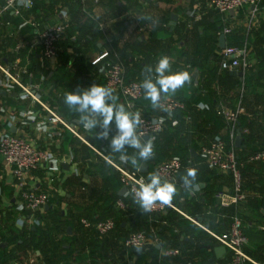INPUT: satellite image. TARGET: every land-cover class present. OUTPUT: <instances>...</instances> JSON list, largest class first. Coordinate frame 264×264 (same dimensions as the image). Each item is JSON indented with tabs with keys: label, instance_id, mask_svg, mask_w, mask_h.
Returning <instances> with one entry per match:
<instances>
[{
	"label": "crops",
	"instance_id": "obj_1",
	"mask_svg": "<svg viewBox=\"0 0 264 264\" xmlns=\"http://www.w3.org/2000/svg\"><path fill=\"white\" fill-rule=\"evenodd\" d=\"M254 7L252 10V5H244L230 12L225 20V15L205 0H34L31 8L23 9L20 15H11L9 25L0 24V64L17 75L23 85L6 83L7 75L0 69V87L4 90L0 93V131L24 136L59 160L54 169L43 162L29 174L33 185L48 187L50 192L47 204L34 214L18 206L10 171L0 165V264H207L212 256L215 259L226 256V250L216 255L214 248L220 244L204 228L206 234L185 232L175 223L171 232L165 229L158 232L162 225H168L162 217L167 211L158 216L143 213L131 196L124 193L121 195L127 206L119 226L104 235L84 228L79 218L109 215L114 195L122 188L114 170L101 173L105 156L121 161L119 153L111 152L110 138L100 139L96 135L99 128H85L80 114L65 105L64 95L93 84L105 86L103 62L91 63L103 50L125 57L128 79L142 82L144 69L154 67L164 54L172 59V71L189 70L191 83L175 94L184 98L191 109L184 116V126L174 127L178 121L172 112L154 109L144 95L139 106L164 117V128L156 139L158 146H174L178 143L175 140L178 131L183 137L181 147L187 149L184 158L189 163L169 180L178 189L174 204L185 214L201 218L200 223L210 222L213 227L203 221L207 229H225L227 220L218 213L220 205L215 193L229 191L231 178L227 172L205 163L199 149L211 138L229 136L225 120L216 113L219 106L240 108L235 135L241 138L240 146H235L239 155L264 147V0ZM171 14L176 15L172 29ZM65 15L70 18V27L55 58L46 59L38 49L18 46L36 33L31 19L51 22ZM211 24L216 28L211 29ZM225 25L231 28L225 34V44L247 41L250 47L254 66L243 71L242 78L231 70L218 68V46L201 67L189 66L181 55L182 50L195 49L204 30L215 31L218 40L217 30ZM114 94L117 103H125L120 92ZM44 105L84 139L52 117ZM192 113L197 116L194 121ZM134 151L127 149L129 155ZM158 161L154 158L140 161L139 170H143L140 172L148 178ZM126 164L132 166L130 162ZM188 168L198 170L199 187L191 193L180 180ZM243 185L247 198L238 207L239 215L243 226L254 230L251 237L246 235L244 250L264 264V230L259 227L264 224V208L259 205V199L264 198V161L245 164ZM21 220L22 225L17 223ZM134 227L148 228V242L139 252L123 245L124 237ZM40 237V243L31 242ZM174 243L181 254L164 257L163 250Z\"/></svg>",
	"mask_w": 264,
	"mask_h": 264
},
{
	"label": "built area",
	"instance_id": "obj_2",
	"mask_svg": "<svg viewBox=\"0 0 264 264\" xmlns=\"http://www.w3.org/2000/svg\"><path fill=\"white\" fill-rule=\"evenodd\" d=\"M96 1L98 0H95V2ZM205 1L212 8L222 12L225 15V20H227L229 19L230 12L244 5H252V10H255L254 6L259 0ZM33 4L34 0H32V6ZM23 9L29 8L22 6L20 0H0V24L9 25L11 19L6 15H20ZM29 22L32 26L36 27V33L33 37L26 41L24 40L18 46L38 49L40 54L46 59L55 58L58 53L59 43L62 38L66 36L70 26L69 16L65 15L51 22H42L37 19H31ZM230 29V26L225 25L220 30H217V35L221 32L226 34ZM218 55V68L220 70L240 69L245 71L254 66L250 57V47L247 41L241 44H225L223 47L219 48ZM100 61L103 62L102 68L105 76V85L114 89V92H120L125 97V106L129 111L140 112L143 124L141 128L138 129V133L143 134L142 138L147 135V138H152L154 140L164 128V117L162 115L156 116L150 114L141 106L136 105V99L143 94V89L141 87L142 82L136 79H126L125 66L117 54L111 53L108 50H103L91 60V63L95 64ZM0 69L7 75L6 83L13 81L22 85L18 81L17 75L11 74L6 68L1 66V64ZM32 97L36 98L33 94ZM165 104L168 111L158 110L171 113L177 108H186L184 101L173 96H170L165 101ZM44 106L52 117L57 118L76 135L84 139L47 105ZM216 112L225 120L229 138L214 137L208 140L200 147L199 154L210 167L217 168L230 175L231 187L229 191H217L215 193V196L219 200L220 207L225 208L232 206L234 208L231 214H226L222 211L218 212L221 217L227 219V226L224 230L213 231L207 229L203 224L198 222L195 217L182 212L175 204H173L171 208L181 212L200 227L207 230L218 244L225 246L227 251L226 256L221 259L210 260L207 264H245L246 261L259 264L244 250L247 236L242 229L241 217L237 212L239 205L247 198V193L243 185V161L239 159L234 145V137L238 131V115L240 108L236 107L232 109L219 106ZM105 158L119 171L121 186L125 187L124 194L130 193L131 188L135 185L137 180L143 179L147 181L146 176L140 172L139 168L130 166L126 163L116 162L106 156ZM0 159V165L6 166L10 171L12 183L18 197V206L31 214L41 210L48 202L50 196L49 188L36 187L33 185L30 181L29 174L43 162L48 165L50 169H54L59 160L52 152L38 147L34 141L6 130L0 131ZM244 160L246 162L264 161V147L249 152ZM187 163H189L188 160L185 159L184 161L179 156H170L156 162L153 167V172H159L164 179L172 180ZM115 205L121 210H125L127 206L123 197H118L115 201ZM166 208L167 206L157 205V207L149 213L161 212ZM79 222L84 228L94 230L99 235L107 234L116 226L115 219L112 216L96 220H91L87 216H82L79 218ZM259 227L264 230V224H261ZM147 242V232L143 229L130 231L123 239V245L129 248H140ZM180 254V247L175 245L167 246L163 250L164 257H174Z\"/></svg>",
	"mask_w": 264,
	"mask_h": 264
},
{
	"label": "clouds",
	"instance_id": "obj_3",
	"mask_svg": "<svg viewBox=\"0 0 264 264\" xmlns=\"http://www.w3.org/2000/svg\"><path fill=\"white\" fill-rule=\"evenodd\" d=\"M20 4L30 8L32 0H20ZM144 72L141 83L144 97L151 101L154 109L161 111H168L165 101L192 81L189 70L172 71V59L167 54L162 55L154 67L147 66ZM117 100L114 89L97 84L75 92L68 91L64 95L65 105L80 114V122L85 128L101 129L96 135L104 140L110 138L111 152L119 153L122 163L130 162L132 166L140 168V161L147 162L155 156L154 140L144 139L143 134L138 133L143 124L140 112L129 111L124 104L117 103ZM113 123L115 135H112ZM128 148L135 150L132 155L127 152ZM197 175L196 168H188L180 177L183 188L190 193L198 190ZM177 193L174 181L164 179L159 172H151L147 181L137 180L126 195H131L133 203L143 213H149L157 205L173 206ZM17 223L22 225L23 221ZM137 251L141 249L137 248Z\"/></svg>",
	"mask_w": 264,
	"mask_h": 264
},
{
	"label": "trees",
	"instance_id": "obj_4",
	"mask_svg": "<svg viewBox=\"0 0 264 264\" xmlns=\"http://www.w3.org/2000/svg\"><path fill=\"white\" fill-rule=\"evenodd\" d=\"M7 17H9V18H11V15H6ZM70 27V26H69ZM209 27L211 28V29H215L216 28V26H214L213 24H211V25H209ZM215 27V28H214ZM69 29V28H68ZM242 40V39H241ZM217 37H216V32L215 31H207V30H204L201 34H199V36H198V39H197V42H196V46H195V49L193 50V51H191V52H188V51H186V50H182L181 51V55H183L184 57H185V60H186V63L189 65V66H198V67H201L202 65H203V63L204 62H206L208 59H209V57L211 56V54L216 50V48H217ZM230 43V42H229ZM231 44V43H230ZM120 60L123 62V64H124V66L126 65V60H125V57H123V56H120ZM125 77H126V79H128L127 78V76H126V66H125ZM247 81V80H246ZM104 82H105V76H104ZM246 86H247V82H245L244 83ZM106 86V85H105ZM144 95V92H143V94H142V96ZM142 96L141 97H139L138 99H136V101H135V103H136V105H142L141 103H140V99L142 98ZM175 97H177V98H179V99H181L182 101H184V103L186 104V108H184V109H181V108H177V109H175L173 112H172V117H174V118H176L177 119V121H178V124H176L174 127H176V126H179V125H183L184 126V124H183V121H184V116L186 115V113L187 112H190V108L188 107V103H187V101L184 99V98H180V97H178V96H176V95H174ZM124 105H125V103H124ZM127 108V107H126ZM211 113V112H210ZM217 113V112H216ZM191 115V118H192V121H194L195 120V118L197 117L196 115H193V113L192 114H190ZM211 115H213L212 113H211ZM220 116V115H219ZM221 117V116H220ZM191 124V122L188 124V125H190ZM186 125V124H185ZM115 128V125H114V123H113V126H112V132H115L116 130L114 129ZM177 134H176V141L178 142V143H175V145L174 146H170V145H167L166 147H160V146H158L157 145V142H156V139H157V136H156V138L154 139V144H155V156L153 157L155 160H162V159H164L168 154H173V155H181V158L185 161V158H184V155H186L187 153H188V151H187V149L186 150H184L182 147H181V144H182V141H181V138H183L182 136H181V132L180 131H178V132H176ZM243 136V135H242ZM222 138H225V139H228L229 138V136L228 137H222ZM212 139V138H211ZM207 142V141H206ZM183 155H182V154ZM248 153H246L245 155H239L238 154V157H239V159L240 160H242L243 161V165H242V171L244 170V168H245V164H247V163H255V162H246L244 159H245V156L247 155ZM114 170L115 172H116V174H117V176H118V181H119V185H121V181H120V178H119V171L110 163V162H108L107 160H104V164H103V166H102V168L100 169V171H101V173H103L105 170ZM243 173V172H242ZM198 179V178H197ZM118 197H123L122 195H120V194H115L114 195V206H113V208H112V211H111V213L109 214V215H107V216H104V217H100V218H91V217H88V218H90L91 220H96V219H101V218H106V217H108V216H112L114 219H115V222H116V226L115 227H117V226H119V224H120V218H121V216L123 215V213L125 212V210H121V209H119V208H117L116 207V205H115V201H116V199L118 198ZM176 205V204H175ZM259 205H261L263 208H264V198H260L259 199ZM177 206V205H176ZM167 212H166V214L165 215H163L162 217H164L165 219H167V223H168V225H162L161 227H160V230H158V232H162V230L163 229H165V230H169L170 232H171V230H172V228H171V225H173V224H175V223H177V224H179L180 226H181V228H182V231H185V232H188V231H196V232H199V233H204V234H206V231L202 228V227H200L198 224H194V223H191L188 219H186V218H182V216L180 215V213H178L175 209H173V208H171V207H167L166 209H165ZM164 210V211H165ZM234 210V208L232 207V206H228V207H225V208H222V207H220V211H222V212H225L226 214H231V212ZM238 214H239V209H238ZM160 213H162V212H155V213H152L151 215H153V216H158V214H160ZM182 218V219H180V220H177V221H175V218ZM222 218H224V220L226 219L225 217H222ZM202 220V219H201ZM227 220V219H226ZM204 222L206 221V220H203ZM203 221H201L202 223L201 224H205V223H203ZM241 223H242V229H243V231H244V233L246 234V235H248V237H251V230H252V228L251 227H246V226H243V221L241 220ZM206 225H209V227H213L212 225H211V223L210 222H207L206 221ZM135 226H137L136 224H135ZM140 226V225H139ZM191 230H190V229ZM133 230H137V227H134V229H132L131 231H133ZM143 230H145L146 232H147V230H148V228L147 227H145V229L143 228ZM221 230H224V228L223 227H220V230L219 231H221ZM112 231V230H111ZM252 231H254V230H252ZM260 231V230H259ZM130 232V231H129ZM44 233L45 234H47L48 232L47 231H44ZM109 233V232H108ZM128 234V233H127ZM173 234V233H172ZM41 235V234H40ZM174 236V235H173ZM125 238V237H124ZM41 237L40 238H38L36 241H35V239L33 238L32 240H31V242L32 243H36V244H38V243H40L41 242ZM171 240H172V238H171ZM209 242V241H208ZM210 243V242H209ZM176 246V243H174V244H171V245H169V246ZM210 245V244H209ZM212 245V244H211ZM253 258V257H252ZM215 258L212 256V259L211 260H214ZM245 264H254V263H252V262H250V261H246L245 262Z\"/></svg>",
	"mask_w": 264,
	"mask_h": 264
},
{
	"label": "water",
	"instance_id": "obj_5",
	"mask_svg": "<svg viewBox=\"0 0 264 264\" xmlns=\"http://www.w3.org/2000/svg\"><path fill=\"white\" fill-rule=\"evenodd\" d=\"M176 23V15L175 14H171L170 15V21H169V24H170V28L172 29L174 27ZM225 45V34L224 33H220L219 36H218V41H217V46L219 48L223 47ZM231 73L233 74H238L240 76V78H242V74H243V71L242 70H236V69H233L231 70ZM0 93H4V90L0 87ZM144 139L147 138V135L143 136ZM240 136H235L234 138V145L235 146H240ZM142 170V169H140ZM143 171V170H142ZM125 191V187L122 186L121 190L119 191V194H123ZM174 204V202H173ZM198 222H200L201 218H195ZM226 250L225 246L223 245H219V246H215L214 248V251L216 253L217 256H219L222 252H224Z\"/></svg>",
	"mask_w": 264,
	"mask_h": 264
},
{
	"label": "rangeland",
	"instance_id": "obj_6",
	"mask_svg": "<svg viewBox=\"0 0 264 264\" xmlns=\"http://www.w3.org/2000/svg\"><path fill=\"white\" fill-rule=\"evenodd\" d=\"M140 81V80H139ZM173 97H175V96H173ZM182 154V153H181ZM183 155V154H182ZM170 156H179V157H181V155H173V154H168L167 156H166V158H168V157H170ZM243 172V171H242Z\"/></svg>",
	"mask_w": 264,
	"mask_h": 264
}]
</instances>
